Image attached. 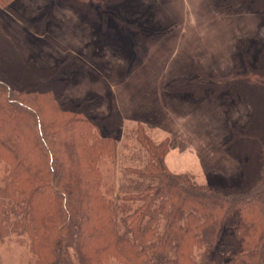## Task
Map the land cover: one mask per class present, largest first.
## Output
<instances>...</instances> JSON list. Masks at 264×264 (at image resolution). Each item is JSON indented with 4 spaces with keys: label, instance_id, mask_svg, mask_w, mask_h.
Wrapping results in <instances>:
<instances>
[{
    "label": "trees",
    "instance_id": "16d2710c",
    "mask_svg": "<svg viewBox=\"0 0 264 264\" xmlns=\"http://www.w3.org/2000/svg\"><path fill=\"white\" fill-rule=\"evenodd\" d=\"M238 1L264 10V0H220L217 9ZM52 2L92 22L101 19V7L126 0ZM42 13L33 20L19 17L44 33L50 10ZM259 45L253 57V47L239 40L227 75L198 68L196 76L166 85L169 92L246 99L248 118L231 127L224 143L239 160L237 173L222 184H203L171 171L165 162L169 138L155 142L138 123L135 137L149 159L143 167L125 166L115 185L105 183L102 169L117 156L124 125L113 94L105 115L94 113L87 98L61 100L83 60L68 53L55 65L38 66L0 20V236L26 234L34 264H76L74 257L79 264H264V44Z\"/></svg>",
    "mask_w": 264,
    "mask_h": 264
},
{
    "label": "rangeland",
    "instance_id": "374dc122",
    "mask_svg": "<svg viewBox=\"0 0 264 264\" xmlns=\"http://www.w3.org/2000/svg\"><path fill=\"white\" fill-rule=\"evenodd\" d=\"M219 2L126 0L101 7V19L90 22L71 6L52 0H5L0 20L23 55L38 66L55 65L68 53L83 60L61 100L87 98L94 113L105 115L112 93H120L124 125L117 156L102 164L106 184L117 185L125 166L143 167L148 161L146 148L135 137L138 121L155 142L169 138L165 162L171 171L192 175L199 183L222 184L239 170L238 158L224 143L231 127L247 120L248 102L239 96H195L165 87L174 79L196 76L198 68L229 74L239 40L248 41L257 56L259 43L264 44V10H253L245 1L219 10ZM46 9L50 16L44 33L19 17L33 20ZM168 27L173 29L166 33ZM3 175L1 163L0 182ZM34 261L26 234L0 236V264Z\"/></svg>",
    "mask_w": 264,
    "mask_h": 264
},
{
    "label": "crops",
    "instance_id": "0c3cea01",
    "mask_svg": "<svg viewBox=\"0 0 264 264\" xmlns=\"http://www.w3.org/2000/svg\"><path fill=\"white\" fill-rule=\"evenodd\" d=\"M259 26V25H258ZM257 26V27H258ZM165 29H168V31L166 32V33H168L169 31H171L172 29H173V27H168V28H165ZM166 33H164V34H166ZM164 34H159V35H164ZM199 62V61H198ZM169 83V82H168ZM167 83V84H168ZM166 84V85H167ZM166 87V86H165ZM168 91V90H167ZM113 94V96L115 97V101H116V104H117V107H118V109L120 110V112H121V114L122 115H124L123 114V106H125V101L123 100V99H120L119 98V95H120V93L118 92V91H116L115 90V92L114 93H112ZM157 99H159V98H157ZM156 99V100H157ZM123 119H124V116H123ZM138 122H140V123H142L143 124V122H141V121H138ZM168 154V153H167ZM167 156V155H166ZM165 160H166V158H165Z\"/></svg>",
    "mask_w": 264,
    "mask_h": 264
}]
</instances>
